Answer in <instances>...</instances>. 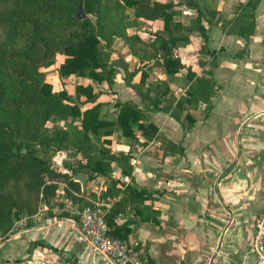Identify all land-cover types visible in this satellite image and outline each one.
<instances>
[{
	"label": "crops",
	"instance_id": "obj_1",
	"mask_svg": "<svg viewBox=\"0 0 264 264\" xmlns=\"http://www.w3.org/2000/svg\"><path fill=\"white\" fill-rule=\"evenodd\" d=\"M157 1L175 4L174 21L188 25L196 18L195 9L179 0ZM203 1L214 9L208 13L213 21H202L206 38L192 29L189 41L175 50L185 67L169 86L176 98L173 104L186 95L196 78L209 80L211 95L192 105L183 103L178 120L170 110L153 107L146 93L129 87L120 67L111 83L94 82L96 102H101V111L109 118L117 115V101H132L157 126V132L146 140L136 131L138 141L144 143L132 147L129 173H122L111 161L108 175L86 181L85 189L96 190L109 208L116 206V225L128 228L127 240L141 243L144 254L157 264H252L250 241L257 215L264 211V0L247 18L252 21L248 35L227 32L223 26L224 20L250 13L242 8L247 0ZM140 20L127 32L146 42L163 27L161 19ZM112 46L111 57L120 53L129 72L139 68L133 83L139 82L142 70L148 74L145 86L156 78L166 79L161 67L147 69L154 60L142 61L122 39L116 37ZM64 58L59 54L43 68L45 79L54 90L64 87L74 96L75 85L92 81L75 74L60 78L57 69ZM188 67L195 72L190 82L185 79ZM107 138L112 153L130 150L118 132ZM54 159L69 174L77 166L76 158L63 150ZM112 181L119 191L101 196ZM58 184L63 185L55 195L58 202L43 203L32 224L5 238L0 257L6 264H113L83 240L73 217L77 203L66 197V183Z\"/></svg>",
	"mask_w": 264,
	"mask_h": 264
},
{
	"label": "trees",
	"instance_id": "obj_2",
	"mask_svg": "<svg viewBox=\"0 0 264 264\" xmlns=\"http://www.w3.org/2000/svg\"><path fill=\"white\" fill-rule=\"evenodd\" d=\"M195 9L196 18L184 25L174 21L175 4L157 0H0V233L4 234L17 220L25 218V226L32 224V216L42 203L50 204L65 182V195L73 203L83 205L85 199L77 193L80 183L74 180L78 173L87 176L92 183L96 176H107L114 161L122 173H129L128 162L132 147L139 142L136 131L146 140L155 138L157 126L132 101L116 102L117 115L109 118L96 102L94 82L114 80L117 69H123L125 83L140 94L146 93L153 107L171 112L180 119L183 103L192 105L200 97L208 98L212 87L207 78H196L189 67L185 79L192 81L191 89L175 102L170 82L185 67L176 49L189 41L188 33L197 29L206 38L202 21L211 23L209 11L214 9L203 0H179ZM259 0H247L242 6L250 13H243L232 20H224L227 32L248 35L252 28L253 10ZM86 17L76 18L78 5ZM143 20L161 19L162 29L153 33L149 42L127 29ZM118 37L129 50L142 61L154 60L153 66L161 67L166 79H154L145 86L147 73L141 71L138 83L132 77L139 68L127 70V62L120 53L116 58L113 42ZM212 53V52H211ZM65 58L59 64L60 78L75 74L92 82L75 85L71 96L63 87L54 90L45 79L43 68L55 62L57 55ZM85 99L81 100L80 97ZM165 101L164 106L160 104ZM87 103L92 106L81 109ZM190 119V118H189ZM118 132L130 145L127 152L112 153L111 140L107 136ZM100 143V146L96 145ZM66 151L76 158L72 172L58 168L54 159L57 151ZM69 166V165H67ZM87 185V184H86ZM115 189L112 181L105 197ZM116 192L119 191L115 189ZM93 198L96 195L90 192ZM110 206L106 214L108 234L126 238L128 228L117 226L114 218L116 206ZM77 220V217L73 214ZM142 264H157L144 254Z\"/></svg>",
	"mask_w": 264,
	"mask_h": 264
},
{
	"label": "built area",
	"instance_id": "obj_3",
	"mask_svg": "<svg viewBox=\"0 0 264 264\" xmlns=\"http://www.w3.org/2000/svg\"><path fill=\"white\" fill-rule=\"evenodd\" d=\"M90 192L96 194V198H93ZM90 192L75 193L87 201L83 205H77L73 210L83 240L113 264H142V249L138 248V242L131 243L127 238L108 234L106 214L109 205L97 196L96 190ZM25 223V218H21L14 222L13 229H18ZM249 254L252 264H264V211L255 220Z\"/></svg>",
	"mask_w": 264,
	"mask_h": 264
},
{
	"label": "rangeland",
	"instance_id": "obj_4",
	"mask_svg": "<svg viewBox=\"0 0 264 264\" xmlns=\"http://www.w3.org/2000/svg\"><path fill=\"white\" fill-rule=\"evenodd\" d=\"M179 13L181 14L182 13V15H183V12L182 11H180L179 10ZM145 38L148 36L147 34H144L143 35ZM115 47L116 48H119L120 47V41L119 40H117L116 42H115ZM80 183V182H79ZM63 187V185H59V190L61 189ZM59 197H57V196H54V198H53V200H52V203L53 202H55V203H57L58 201L57 200H55V199H58ZM43 204V203H42ZM42 204L39 206V208L40 207H43L42 206ZM45 204V203H44ZM51 204V203H50ZM50 204H48V205H50ZM54 204V203H53ZM261 214V212L257 215V217L259 216ZM13 226H14V223L9 227V229L4 233V234H1L0 233V243L1 242H3L4 240H5V238H7L9 235H11V234H13V233H15V231L16 230H18V229H20V228H23L25 225H22L21 227H19L18 229H13ZM26 227V226H25ZM104 257V256H103ZM105 258V257H104ZM106 259V258H105ZM108 260V259H107ZM15 261H19V259H16ZM0 264H6L4 261H3V259L0 257Z\"/></svg>",
	"mask_w": 264,
	"mask_h": 264
},
{
	"label": "water",
	"instance_id": "obj_5",
	"mask_svg": "<svg viewBox=\"0 0 264 264\" xmlns=\"http://www.w3.org/2000/svg\"><path fill=\"white\" fill-rule=\"evenodd\" d=\"M75 16H76V18H78V19H83V18L86 17V14L83 12L82 7H81L80 4L78 5V10H77ZM74 178H75L78 182H80V186H81L82 190H84L85 187H86V181H87V177H86V175H85L84 173H78V174L75 175Z\"/></svg>",
	"mask_w": 264,
	"mask_h": 264
}]
</instances>
